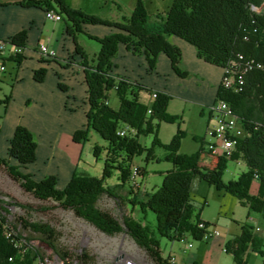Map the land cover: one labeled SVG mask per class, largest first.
<instances>
[{"label": "trees", "instance_id": "16d2710c", "mask_svg": "<svg viewBox=\"0 0 264 264\" xmlns=\"http://www.w3.org/2000/svg\"><path fill=\"white\" fill-rule=\"evenodd\" d=\"M18 5L39 8L46 13L54 11L62 16L66 34L76 47L75 53L82 58L80 65L85 73L88 93L87 126L75 132L73 142L84 145L89 141V133L93 130L108 144L106 148L94 149L96 159L104 152L106 154L104 171L100 178L75 172L69 184L60 189L55 176L36 181L31 174L25 172L36 163L38 145L30 129L20 124L16 127L10 142L9 160L0 158V169L36 201L56 204L40 208L42 211L50 212L58 208L71 211L78 219L108 237L126 234L155 264H171L170 259L163 257L160 242L149 225L138 221L132 215L123 217V222H120L113 213L99 207V202L106 196L123 205L124 197L116 189L109 188L108 179L117 172L120 185L125 186L131 182L134 158L147 153L145 162L148 163L155 158L154 147H162L167 152L164 161L169 162L173 170L164 174L162 186L155 193H148L146 199L141 200L137 192L134 194L137 203L132 202L144 214L150 210L156 215V229L160 237L176 242L183 241L190 235L199 242L206 233L199 225L204 223L206 227L213 226L202 221V213L208 203L205 201L199 208L192 201V183L197 178L202 183L214 186L217 192L236 198L244 208L264 218L263 70L255 69L247 73L246 86L242 93L235 94L219 86L214 103L227 102L244 128V136L236 139L231 157L206 150L205 138L201 137L194 138L201 143L196 153H180L182 141L187 136L180 129L171 144H162L159 139L161 124L172 125L181 120L168 112L174 97L127 77L114 75V61L121 46H125L133 55H143L150 71H155L158 67L159 56L166 55L172 62L173 72L185 78L187 73L181 70L183 51L169 42L168 38L172 36L193 46L197 50L198 58L204 62L223 69L237 61L239 56L264 66V0H173L168 11L155 18L147 12L144 0H138L131 16L124 17L121 22L85 14L71 8L64 0H25ZM90 26L107 27L113 32L98 38L87 33L86 29ZM27 34V31H22L9 42L3 43L22 48L24 52L27 49ZM78 34H84L101 46L95 64L88 62V56L77 41ZM11 59L20 66L26 58L22 53L11 56ZM46 77L45 68L35 71L34 80L37 83H42ZM59 87L63 91L67 90L63 84ZM111 90L117 92L119 110H114L109 105L108 94ZM155 92L157 98L153 99ZM142 93L152 97L151 105L142 103ZM10 102L11 98L5 100L6 107H9ZM149 110L152 113L148 114ZM121 130H126L124 136L118 134ZM148 135H154V142L149 149L140 144V137ZM12 161L15 164H11ZM229 161L244 162L247 172L225 183L222 178ZM141 172L143 171L139 168V177ZM256 182L259 186L258 192L253 195L251 191ZM132 188L135 189L134 186ZM14 205L26 210H37L33 205H21L17 202L8 205L0 200V264H37L45 258L53 259L55 256L64 264H89L88 255L75 258L60 247L59 233L51 224L32 222L25 218L18 220V226L13 224L8 215L11 214L9 207ZM19 226L37 235L43 246L54 255L46 257L40 250L25 243V240L31 239L21 237ZM240 229L238 235L225 243L226 253L232 256L236 264H249V252L262 255L264 245L251 225L241 222Z\"/></svg>", "mask_w": 264, "mask_h": 264}, {"label": "rangeland", "instance_id": "374dc122", "mask_svg": "<svg viewBox=\"0 0 264 264\" xmlns=\"http://www.w3.org/2000/svg\"><path fill=\"white\" fill-rule=\"evenodd\" d=\"M65 28L66 25L64 21L61 23L54 22L53 20L48 21L45 27V34L42 42L46 43V45L54 46L59 40H61L60 38L61 35H63V31L65 33ZM96 28H99V30H107L106 27L99 26L88 27L87 29L91 30ZM77 41L83 48L85 54L88 56V62L91 65L95 64L97 61V55L101 50V46L98 42L89 39L84 34H78ZM13 48V46L8 45L6 51H4L1 55V58L6 62L7 71L2 79V82H0V128L2 129V133L0 135V157H6V154H8V145L13 139L14 131L18 124H22V126L28 124L30 126L37 127L40 125L39 118L41 117L39 111L40 107L35 106L33 100H26L27 96L32 92V88L29 85L31 80L26 75L28 74V69L24 68L22 72V68L18 66V63L11 59V56H13ZM34 51L37 52L39 60H42L43 62L53 59L40 55L38 48L31 49L29 53L30 56H34ZM76 58L80 57L77 56ZM72 61L75 62V60ZM69 65H71V63H68V66ZM58 72L61 75L60 81L63 85L65 84L69 88L72 87L76 92H80V90H82V84H80L81 78L79 74H77V70L73 71L71 68L59 71L58 67L50 66V68H48V78L46 80V84H50V82L53 83V80L56 79L55 74ZM24 75H26L25 78H23ZM20 77L22 78L23 83L21 87L15 90L14 87H16L17 81L21 79ZM51 91V95L48 99V109L50 107H54V110L53 113H50L47 117L48 125L59 128L61 123L65 121V118L60 115L62 114L61 110H58L57 112V100L52 96ZM60 95L63 97L65 102H70L67 99L66 93H60ZM108 95V101L111 108L119 110L120 100L116 90H111ZM8 98L12 99L11 105L9 104L10 107H6L5 103V100ZM149 98V94L142 93L140 99L143 103L147 104L150 100ZM68 108H70V106H68ZM168 112L172 116L180 117L181 120L172 125L168 123L161 124V127L159 128V139L162 144H171L174 136L180 129L187 134L182 141L180 153L192 155L199 150L201 143L195 140V137L205 138L206 145H204V148L208 150L207 145L210 142V138L207 136L208 110H206L204 118H201V109L195 105H187L184 100L176 98L171 100ZM64 138L65 140H68V136L64 135ZM153 142L154 135L140 137V144L145 148H151ZM107 146V141H105L99 134L95 133V131H90L89 141H87L84 145H80L81 156L77 171L79 175L94 176L96 178H100L102 176V172L104 171V158L106 157V154L104 152L101 157L96 159L94 149L96 147L106 148ZM166 153L167 152L164 148L154 147L155 158L148 163L145 162L147 153L141 157L137 156L134 158L133 168H140V170L144 172H141L140 177L137 179L140 187L138 186L135 189L132 188V182L126 184L125 186H121L118 179V173L114 172L111 179H108L107 185L109 188L119 191L122 197H124L125 202L121 205L118 204L116 200L110 199L106 196L101 202H99V207L113 213L117 216L120 222H123V217L132 215L138 219V221H142L144 224L149 225L155 233V237L160 242V250L163 257L169 260L170 256L180 252V249L183 247L187 248L188 251H193L199 246L205 248L209 242H198L190 235H187L183 241L170 242L167 238H163L158 235L156 229V215L150 210L144 214L141 209L135 205L137 203L136 198L133 197L135 193L138 192L139 199H146V195L148 193H155L158 188L162 186L164 174L173 170V166L169 162L164 161ZM244 172H247V167L244 162L229 161L228 168L222 179L225 183H227L237 179L238 176ZM131 188L134 191L131 190ZM216 190L217 189L214 188V186L202 183L198 178L192 183L191 198L194 204L200 208L205 201L208 203V205L204 207L202 213L203 221L213 225L214 228L220 231L222 237H225L228 240L233 234L240 233L241 222L248 223L254 228L255 233L258 238L262 240L264 245V218L244 208L236 200V198H233L232 196H229V194L223 192L219 193ZM0 200L8 205L14 204L15 202L21 205H33V207L37 209L36 211L30 209L26 210L18 205L9 207L11 214L8 215V218L17 226L20 218H25L32 222H44L51 224L59 233L60 247H62V249L67 251L69 254L73 255L75 258L83 256V254L88 255L90 258L88 260L89 264H117L121 259H132L137 262V264H155L147 256L146 252L139 249L137 244L126 234L121 233L115 237H108L93 228L90 224L78 219L73 212L64 211L61 208L50 212L42 211L40 208H45L47 206L52 207L56 206V204L54 202L48 203L36 201L32 195L23 191L19 187L18 183L10 180L1 169ZM132 202L135 204L133 205ZM19 232L22 238L31 239V241L25 240V243H29L32 248L40 250V252L46 257L54 255L51 250H49L46 246H43L37 235L24 230L22 226H19ZM189 245L191 247H189ZM172 247L175 248L171 250ZM219 257V264H236L232 256L227 255L224 251ZM248 262L249 264H264V247L262 255L257 254L254 251H250L248 254Z\"/></svg>", "mask_w": 264, "mask_h": 264}, {"label": "crops", "instance_id": "0c3cea01", "mask_svg": "<svg viewBox=\"0 0 264 264\" xmlns=\"http://www.w3.org/2000/svg\"><path fill=\"white\" fill-rule=\"evenodd\" d=\"M22 1L25 0H0V45L3 41L9 42L16 34L22 31L28 32L27 49L24 50L26 59L19 67L22 68V72L24 68L28 69V74L26 75L31 80L29 85L32 88V92L27 96L26 100H33L34 105L40 107L41 117L39 118L40 125L37 127L28 124L23 125L33 132L38 145L36 163L32 164L25 172L31 174L36 181H42L47 176H55L59 182L58 188L62 189L69 184L73 174L79 168L81 147L80 144L73 142L74 134L77 130L87 126L89 105L87 102L88 93L85 83V73L80 65L82 58L80 56V58H76L78 56L75 53L76 47L72 39L67 36L66 28L65 33L63 31V35H61V40L54 46L48 45L56 50L58 54L56 60L52 59L43 62L39 60L38 54L35 51L34 56H30L31 49L39 48L40 44H46L42 41L45 34V27L50 20L47 18V13L39 10V8H24L18 5ZM64 1L73 9L114 22H121L124 17H130L138 2V0ZM144 2L149 15L155 18L157 15H164L171 7L173 0H144ZM86 31L93 36H98V38L108 36L113 32L110 28H107V30H99V28L86 29ZM168 40L183 51L181 70L187 73L185 78H181L173 72L172 62L166 55L161 54L158 58V67L155 71H150L145 57L143 55H133L125 46H121L120 52H118V56L114 61L116 66L114 75L127 77L131 81L140 82L142 85L155 89L158 92L168 93L174 99L179 98L184 100L187 105H195L201 109V118H204L206 110H208L209 124L211 115L210 107L217 99L218 89L223 76V68L208 64L198 58L197 50L193 46H190L189 43L174 36L168 38ZM72 60H75V62ZM68 63H71V65L68 66ZM50 66L58 67L59 71L70 68L73 71L77 70V74L81 78L80 84H82V90L76 92L72 87L69 88L65 84L67 90H61L59 85L63 83L60 81L61 75L59 72L55 74L56 79L53 80V83L46 84L48 68ZM40 68L47 70V77L42 83H37L34 80L35 71ZM22 83L23 80L21 78L17 81L14 89L17 90L21 87ZM50 91L52 96L57 100V112L61 110L62 114H59L65 118V121L61 123L59 128L48 125L47 117L54 110V107L48 109V99L51 95ZM60 93H66L67 99L70 102H65ZM149 99V102L144 104L151 105L153 99L151 96ZM11 103L12 99L10 105ZM1 133L2 131L0 135ZM64 135L68 136V140H65ZM8 146L9 154L10 143ZM8 154H6V157L1 156L0 158L9 160ZM11 164H15V162L12 161ZM258 187V183H254L251 191L253 195L258 192ZM255 214L260 216L258 213ZM257 220L259 221L258 218ZM238 234H233L231 238ZM229 240L222 237L221 234V236L208 241L209 243L205 248L199 246L193 251H188L187 248L183 247L173 257L176 258L177 264H219V256L223 252V245L227 241L229 242ZM189 247L191 246L189 245ZM174 248L172 247L171 250Z\"/></svg>", "mask_w": 264, "mask_h": 264}, {"label": "built area", "instance_id": "2783aa9c", "mask_svg": "<svg viewBox=\"0 0 264 264\" xmlns=\"http://www.w3.org/2000/svg\"><path fill=\"white\" fill-rule=\"evenodd\" d=\"M257 10V9H254ZM47 18L53 20L54 22H61L63 20L61 15L56 14L54 11L47 12ZM8 48V43H1L0 45V82L4 75L6 74V62L1 58V55ZM39 54L46 56L48 58L56 59L58 54L55 49L51 48L46 44H40L38 48ZM24 55L22 48H13V56L17 54ZM255 69H261L264 72V66L261 63H257L254 60H248L244 56H239L237 61L232 62L228 68L223 69V76L221 80V86L224 89L231 90L235 94L242 93L244 87L246 86V75L247 73L254 71ZM157 98V93L153 95V99ZM210 118L207 130V136L210 138L208 143V150L212 151L216 155L231 157L234 146L236 145V139L244 136V128L241 121L235 116L232 107L225 101H220L214 103L210 107ZM152 113L149 110L150 114ZM120 136L126 134V130H121L118 133ZM139 168H134L131 182L134 188L140 187L137 179L139 177ZM200 229L206 230L205 235H203L202 241H210L212 238L221 236L220 231H218L213 226L206 227L204 223L199 225ZM223 251L226 252L227 249L225 244L223 245ZM170 263L177 264L176 258L170 256ZM37 264H64L62 260L55 256L53 259L45 258L39 261ZM117 264H137L132 259H121Z\"/></svg>", "mask_w": 264, "mask_h": 264}]
</instances>
